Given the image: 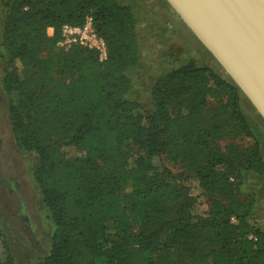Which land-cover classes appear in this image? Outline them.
<instances>
[{"label": "trees", "instance_id": "obj_1", "mask_svg": "<svg viewBox=\"0 0 264 264\" xmlns=\"http://www.w3.org/2000/svg\"><path fill=\"white\" fill-rule=\"evenodd\" d=\"M3 1L2 86L12 132L20 148L38 156L34 178L55 225L48 254L26 264H264V230L251 222L255 202L215 198L230 179L264 173L261 142L237 86L188 61L159 77L154 107L145 109L127 98L140 47L129 5ZM88 15L106 41L105 61L81 45L57 46L62 25H81ZM213 100L218 118L205 121ZM229 120L253 140L234 157L212 150ZM161 155L187 163L189 180L209 196L205 210L152 162ZM0 248V264H24L1 224Z\"/></svg>", "mask_w": 264, "mask_h": 264}, {"label": "rangeland", "instance_id": "obj_2", "mask_svg": "<svg viewBox=\"0 0 264 264\" xmlns=\"http://www.w3.org/2000/svg\"><path fill=\"white\" fill-rule=\"evenodd\" d=\"M122 2L129 5L136 16L140 45L139 60L128 70L132 78L128 99L140 102L145 109H153L152 89L159 77L188 61L211 66L222 75L219 63L167 0ZM5 12L4 1L0 0V41ZM1 54L0 48V224L15 261L26 264L48 254L55 225L34 178L38 156L20 148L13 136L2 86L6 63ZM241 107L260 139L264 157V119L243 94ZM210 108L213 111L204 112L205 121L218 118L217 101H211ZM171 114L177 115L175 112ZM252 143L253 140L241 134L234 121L229 120L226 132L212 150L234 157ZM140 154H145V151H140ZM151 160L170 171L167 176L169 182L182 187L188 196L197 198L198 212L208 207L209 196L196 181L189 180L193 172L185 161L172 159L168 155L151 157ZM238 164L239 161L235 160V166ZM229 181L232 182L229 189L215 193V198L224 203L232 196L246 202L254 201L251 222L264 230V173L246 171L241 179ZM1 253L0 248V256Z\"/></svg>", "mask_w": 264, "mask_h": 264}, {"label": "water", "instance_id": "obj_3", "mask_svg": "<svg viewBox=\"0 0 264 264\" xmlns=\"http://www.w3.org/2000/svg\"><path fill=\"white\" fill-rule=\"evenodd\" d=\"M264 119V0H167Z\"/></svg>", "mask_w": 264, "mask_h": 264}, {"label": "built area", "instance_id": "obj_4", "mask_svg": "<svg viewBox=\"0 0 264 264\" xmlns=\"http://www.w3.org/2000/svg\"><path fill=\"white\" fill-rule=\"evenodd\" d=\"M61 37L57 41V46L68 50L74 45H81L85 48L95 50L100 61L108 58V47L105 39L98 33L94 18L88 15L81 25L64 23L60 30ZM234 219V218H232Z\"/></svg>", "mask_w": 264, "mask_h": 264}, {"label": "crops", "instance_id": "obj_5", "mask_svg": "<svg viewBox=\"0 0 264 264\" xmlns=\"http://www.w3.org/2000/svg\"><path fill=\"white\" fill-rule=\"evenodd\" d=\"M49 33H50V34L53 33V29H52V28L49 29Z\"/></svg>", "mask_w": 264, "mask_h": 264}]
</instances>
